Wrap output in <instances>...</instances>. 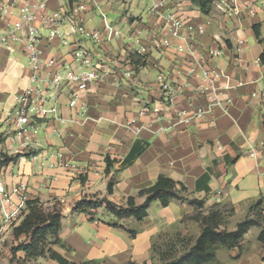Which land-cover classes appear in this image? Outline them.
<instances>
[{"label":"crops","instance_id":"1","mask_svg":"<svg viewBox=\"0 0 264 264\" xmlns=\"http://www.w3.org/2000/svg\"><path fill=\"white\" fill-rule=\"evenodd\" d=\"M214 1L211 9L203 12L198 0H47L50 10H72L89 31L99 29L107 36L116 30L120 37L99 45L82 39L101 68L111 67V74L89 87L85 116L71 121L74 110L62 104L60 112L67 121L51 123L59 128V135L51 131V125L43 124L31 135L38 143L32 153L46 155L48 160L44 164L41 156L30 158L23 149V137L7 121L16 95L28 81L30 70L24 45L0 43V153L23 154L0 169V178L7 186L27 183L26 200L39 198L47 206L52 201L59 202V236L70 247L67 251L52 244L51 248L59 254L73 261L94 259L120 264L147 257L154 240L161 235L174 234L186 240L191 237L188 240L192 245L201 225L190 219L197 208L187 201L172 200L167 206L152 201L140 221L133 217L117 218L121 226L89 220L86 213L73 211L74 203L83 198L105 197L124 205L127 197L133 196L135 203L141 204L146 196L139 195V191L151 186L161 174L181 182L186 187L183 195L188 199L203 200L204 214L220 210L221 229L235 230L238 222L254 217L256 211L264 215V61L260 59L264 50V1L255 13L245 10L236 16L218 11ZM81 3L84 9L77 7ZM110 9L122 10L119 23L125 25L123 29L106 16L105 11ZM172 16L183 20L179 38L169 37ZM8 22L16 23L18 17H10ZM4 25L5 20L0 19V33ZM254 25H258V36ZM135 28L141 29V33L134 40V49L145 48V64L134 69L131 77H124L127 57L135 52L127 51L126 44ZM67 29V24L61 27L62 31ZM41 33L45 59H70L67 52L74 46H62L58 38L48 42L45 28ZM74 38L69 36L71 41ZM166 38L169 46L159 45ZM212 48L219 49V55L206 57V51ZM202 64L221 72L217 80L221 103L206 105L195 90L199 78L190 76L188 69L190 65ZM158 69L178 84L168 102L157 83ZM114 77L119 79L118 85ZM144 104L148 110L140 114ZM199 108L201 114L188 122L179 117L183 109L190 116ZM135 142L145 144L144 151L130 165L122 167L121 160ZM229 144L239 157L226 165L225 172L210 176L208 191L197 190V179L215 168L216 163L225 162ZM57 151L62 152L68 167L50 165L57 160ZM252 151L254 156L250 155ZM107 155L117 160L109 174L105 172ZM110 177L115 183L108 192ZM260 199L262 203L251 210ZM14 208L20 210V219L25 202L15 195L6 210ZM262 228L263 223L251 226L232 247L219 245L215 260L208 264H264V242L258 239ZM128 230H133L134 235ZM25 239L22 236L18 241ZM18 241L12 226L3 222L0 211V264H13L11 249ZM14 255L23 258L24 252L19 250ZM30 264L57 262L37 257Z\"/></svg>","mask_w":264,"mask_h":264},{"label":"built area","instance_id":"2","mask_svg":"<svg viewBox=\"0 0 264 264\" xmlns=\"http://www.w3.org/2000/svg\"><path fill=\"white\" fill-rule=\"evenodd\" d=\"M264 0H215L218 11L227 16H236L243 11L255 13L260 8ZM84 9V4L77 6ZM18 17V22H8L10 17ZM170 18V17H169ZM0 19L5 20L3 31L0 33V43L9 44L22 42L24 52L28 59L29 76L28 81L21 93L16 95L15 104L8 112L7 121L11 123L18 135L24 139L23 149L29 154L32 160L39 156L41 164L47 159L46 155L32 153L37 149L38 143L30 137L39 131V126L51 125V131L59 135V128L51 123H64L67 119L61 114L60 106L74 110V117L71 121L85 116L88 103L85 99L89 93L91 85L98 84L102 79L111 74V67H100V63L93 54V51L82 44L86 39L94 45H99L109 38L117 39L120 37L119 31H113L107 36H103V31L99 29L88 30L83 20L75 16L72 10L61 11V9H48L47 0H0ZM171 27L169 37L179 38L180 30L183 27V20L180 17H171ZM67 24V31H62L61 27ZM24 28V31H23ZM45 28L49 42L53 38H58L62 46L72 45L67 54L69 60L56 61L55 59L44 58V47L42 44L43 35L41 29ZM110 28V27H109ZM111 29V28H110ZM141 29L135 28L129 35L131 40L126 44V50H135V54L143 56L145 48L140 46L134 49V40L139 37ZM69 36L75 38L71 41ZM169 46V39L166 38L159 45ZM182 50V47H177ZM220 50L216 48L208 49L206 57L219 55ZM132 54V53H131ZM130 55V54H129ZM128 69L124 70V77H131L134 64L127 57ZM155 66V65H154ZM157 83L162 91L163 99L170 101L172 94L178 88L175 79L169 78L167 74L158 69ZM190 76L199 78L195 90L203 96L206 105L211 103H221L219 97L221 89L217 85L221 72H216L202 64L197 67L190 65L188 69ZM114 83L118 85L119 79L114 77ZM148 110V105L141 107L140 114ZM187 110L179 111V117H183L185 122L201 114V108L187 114ZM186 116V117H184ZM56 161L50 163L51 166L68 167L69 163L65 160L61 151L55 153ZM254 156V152H250ZM48 160V159H47ZM4 166H0V169ZM28 185L18 182L7 186L0 178V211L3 214V222L12 225L18 218L20 210L14 208L12 211L6 210V206L11 204V197L17 196L20 202L26 201Z\"/></svg>","mask_w":264,"mask_h":264},{"label":"trees","instance_id":"3","mask_svg":"<svg viewBox=\"0 0 264 264\" xmlns=\"http://www.w3.org/2000/svg\"><path fill=\"white\" fill-rule=\"evenodd\" d=\"M213 0H198L201 11L208 12ZM258 25H254L255 34L259 35ZM130 61L134 64V68L137 69L139 64H145L144 57L135 53L128 55ZM142 59V60H141ZM261 61H264V50L260 55ZM145 149V144L135 142L130 148L128 154L121 160V166L125 167L130 165ZM228 152L225 155V162L216 163L215 168L208 169L204 172L196 181L197 190L202 188L205 191L209 190L208 181L212 174H221L225 172L226 165L234 162L239 154L234 152L233 145H227ZM18 155L8 156L3 153L0 157V166H5L10 162L17 159ZM106 162V174L110 173L111 168L116 159L111 160L107 155L105 157ZM84 180V178L82 179ZM115 183V179L110 177L107 183V191L111 192ZM186 191V187L179 181H176L165 175H158L156 181L149 187L143 188L139 191V195H145V200L141 204L135 203L133 196H128L124 205H117L110 200L103 199H80L74 206L73 211L84 212L89 215V220H94L92 211L98 209L105 204V210L112 214L116 218L133 217L136 220H142L147 215V208L152 201H159L162 206H167L172 200L187 201L194 205L198 211L190 216L200 223L201 231L194 243L190 245L188 250H185L180 256L160 259L165 260V264H208L215 260L216 249L219 245L232 247L238 243L247 230L251 226H260L263 223V228L258 236L260 241L264 242V215L256 211L254 217H247L244 220L237 223L236 229L233 231H227L221 229L222 212L218 209L210 210L207 214H204L201 210L203 207V200L200 199H188L183 193ZM262 203V199L258 200L251 210L258 207ZM61 209L59 202L55 201L52 206H46L39 198L28 199L25 201V209L23 210L21 217L17 223H13L12 232L16 240L25 236V240L18 241V243L12 247L13 258L11 262L14 264H28L31 260L37 257H49L57 262V264H99L97 260L88 259L83 261H73L67 257L59 254L51 248L52 244H58L65 248L67 251L70 247L62 242L59 231L61 227ZM113 226H118L116 223ZM131 235H134L133 230H128ZM185 240V238H182ZM23 251V258H16L15 252ZM172 251V246L169 249V253ZM163 254V253H162ZM170 254H168L169 256ZM120 264H139L135 261L128 260Z\"/></svg>","mask_w":264,"mask_h":264},{"label":"rangeland","instance_id":"4","mask_svg":"<svg viewBox=\"0 0 264 264\" xmlns=\"http://www.w3.org/2000/svg\"><path fill=\"white\" fill-rule=\"evenodd\" d=\"M209 9H211V6H210ZM105 13H106V16L108 17V19L111 20L114 24H116L120 29H123L125 27V25L121 26V24L119 23V19H121L122 16H123L122 10H120V9H110V10H106ZM95 16H96L97 22L99 23L100 12L97 11L95 13ZM139 65H141V63ZM1 155H3V153H0V157H1ZM15 155H18L17 157L23 156V154H21L19 152L15 153V154H12V156H15ZM0 162H1V160H0ZM103 198H105V197H103ZM103 198H98V199H103ZM95 199H97V198H95ZM53 203H54V201H52V203H50L48 205L52 206ZM198 210L199 209H197L196 211H198ZM92 213H93L95 221H98V222L101 221V222L107 223L109 225H113L114 223H116L117 225H120L118 223V221H117L118 219L105 210V204H103L98 209L92 211ZM89 217L90 216L87 215V219H89ZM18 220L19 219L16 218L13 223H17ZM182 238H185V240H182ZM182 238L181 237H177L174 234H170V235H167V236L161 235V236L157 237L154 240V242L152 244V247L149 250V254L147 255V257H145L144 259L141 258L139 260H135V259L133 260L132 259V261H135V262H137L139 264H165L164 263L165 260L160 259L161 257H164V258H167V259H168V257H170V259H172L173 257L180 256L185 250L189 249V247L191 245V241H189L188 239H190L191 237H188L187 240H186V237H182ZM194 241H195V239H194ZM192 243H194V242L192 241ZM171 246H172V251H171V253H169L168 251L171 248ZM168 254H170V255L168 256ZM41 257H43V256H41ZM33 260H35V259H33ZM33 260H31V261H33ZM31 261L28 264H30ZM97 261H98L99 264H104L100 260H97ZM23 264H25V263H23Z\"/></svg>","mask_w":264,"mask_h":264}]
</instances>
